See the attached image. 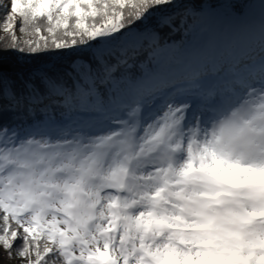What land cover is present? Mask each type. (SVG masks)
<instances>
[{
	"label": "snow or ice",
	"instance_id": "snow-or-ice-1",
	"mask_svg": "<svg viewBox=\"0 0 264 264\" xmlns=\"http://www.w3.org/2000/svg\"><path fill=\"white\" fill-rule=\"evenodd\" d=\"M0 31L57 61L41 92L0 60V112L32 118L0 123V245L264 264V0H0Z\"/></svg>",
	"mask_w": 264,
	"mask_h": 264
},
{
	"label": "trees",
	"instance_id": "trees-1",
	"mask_svg": "<svg viewBox=\"0 0 264 264\" xmlns=\"http://www.w3.org/2000/svg\"><path fill=\"white\" fill-rule=\"evenodd\" d=\"M5 35L0 36V38H3ZM17 35H20L19 32H17ZM0 60L3 62L5 72L16 81V88L18 91L23 90V81L34 78L37 87L43 92V85L40 84L38 77H35V73L49 72V74H51L57 63V61L52 58H26L15 52H8L0 55ZM36 119L39 120L40 117L37 116ZM0 123H16L28 126L32 123V118L22 113L18 114L11 110H5L0 112ZM15 250L18 253L16 248Z\"/></svg>",
	"mask_w": 264,
	"mask_h": 264
},
{
	"label": "rangeland",
	"instance_id": "rangeland-1",
	"mask_svg": "<svg viewBox=\"0 0 264 264\" xmlns=\"http://www.w3.org/2000/svg\"><path fill=\"white\" fill-rule=\"evenodd\" d=\"M5 35L0 31V36ZM36 72L35 74H37ZM0 264H28L27 258H21L16 252L15 247L9 252L2 245H0Z\"/></svg>",
	"mask_w": 264,
	"mask_h": 264
}]
</instances>
